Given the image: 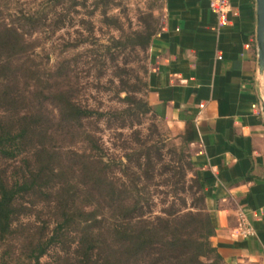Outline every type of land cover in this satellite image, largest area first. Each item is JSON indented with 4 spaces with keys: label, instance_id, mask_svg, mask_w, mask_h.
Wrapping results in <instances>:
<instances>
[{
    "label": "rangeland",
    "instance_id": "1",
    "mask_svg": "<svg viewBox=\"0 0 264 264\" xmlns=\"http://www.w3.org/2000/svg\"><path fill=\"white\" fill-rule=\"evenodd\" d=\"M65 2L53 7L49 0H1L7 23L18 22L21 11H38V17L47 26L29 39L34 40L37 46L35 63L53 69L51 75L56 79L54 91L63 94L55 93L58 98L55 106L58 108L62 106L59 102L71 98L82 107L102 112L103 117L94 115L85 120L82 126L67 125L59 121V108L57 110L51 103L43 104L41 112L44 117L41 120L47 135L42 137L45 148L38 150L51 152L54 168H62L63 175L52 178L45 185L41 184L39 192L26 198L27 210L20 222L24 229L19 232L16 241L7 247L0 246V264H29L22 255L23 240L42 233L47 225H50V230L54 229L60 215L54 188L64 186L65 178L68 181L71 179L83 190L80 202L85 203V206L104 196L107 203L110 202L113 198L110 187H106L102 197L100 193L95 194L93 169H85V165H94L91 162L95 153L92 148L94 140L106 156L108 181H116L119 188L123 183L130 184V177L122 171L123 166L130 165L135 169L133 163L139 151H154L152 156L155 162L158 161V150L162 152V161L157 163V170L164 172L165 168L170 167L174 172L156 174L145 182L148 191L145 195L150 199V213L147 216L151 219L166 217L170 212L184 216L189 212H197L196 208L205 207V201L201 200L202 193L197 192L191 178L194 171L192 154L185 137L174 135L152 110L139 115V110L134 109L140 104H131L128 98L127 92H135L138 101L148 104L150 47L153 37L161 28L163 0H112L105 13L103 4H98L99 0ZM20 22L23 24V21ZM28 31L25 30L26 33ZM148 35V44L142 45L143 37ZM70 44L75 47H69ZM255 49L258 55L256 36ZM258 85L264 110V68H259ZM23 88H26L25 84L20 86V89ZM30 89L33 90L32 87ZM36 99L27 100L25 106H35L38 110L40 107ZM24 166V160H19L16 172ZM0 168H7V165L0 161ZM9 170L15 171L14 167ZM181 170L185 182L181 180L176 186V180L171 178L175 172L179 177ZM176 187L183 189L177 190ZM115 207L105 206L108 218ZM114 212L119 213L118 210ZM107 223L109 225L110 222ZM76 239L75 232L62 236L59 243L41 258V264L77 263ZM117 246L112 249L120 251ZM100 255L103 258L101 264H115L110 256L107 257V247L103 248ZM201 262L226 264L214 259H201Z\"/></svg>",
    "mask_w": 264,
    "mask_h": 264
},
{
    "label": "trees",
    "instance_id": "2",
    "mask_svg": "<svg viewBox=\"0 0 264 264\" xmlns=\"http://www.w3.org/2000/svg\"><path fill=\"white\" fill-rule=\"evenodd\" d=\"M65 1L49 0V3L54 7ZM72 1L78 3L77 0ZM112 3V0L98 2L103 4L104 13ZM3 8L0 0V161L7 165V168H0V246L7 247L18 239L19 232L24 229L20 222L27 210L26 198L39 192L41 184L45 185L52 178L63 175V170L54 168L51 152L38 150L45 148L42 137L47 135L41 120L44 117L41 108L44 103L55 106L58 99L55 93L60 94L54 91L56 79L51 75L53 69L35 63L37 46L34 40L29 39L47 26L38 17V11H21L18 22L9 24ZM26 29H29L27 33ZM149 36L143 37L142 45L148 44ZM69 47L75 46L70 44ZM22 84H25V89H20ZM127 93L131 104H140L134 109L139 110V115L151 111L149 104L136 99L135 92ZM36 97L40 107L38 110L35 106H25L27 100ZM59 103L63 106V109L58 106L59 121L67 125L82 126L85 120L94 115L103 117L102 112L82 107L71 98ZM193 140V130L188 126L185 141L190 144ZM92 148L95 151L91 160L94 165H85V169H93L95 194L100 193L102 197L106 187H110L113 198L107 203L105 196L98 197L85 206L80 202L83 190L77 183L65 178L64 186L54 188L60 209L54 229L50 230V225H47L42 233L23 240L22 255L29 264H41V258L59 243L62 236L71 232L77 235L75 252L78 260L75 264H101L103 258L100 253L104 247L108 250L107 257L110 256L115 264H206L201 259L223 261L210 243V237L215 232L214 220L205 207L196 208L197 212L184 216L171 212L166 217L151 219L147 216L150 213V199L145 195L148 192L145 182L156 174L174 172L170 167L165 168L164 172L157 170V163L163 157L160 150L156 154L157 162L152 156L154 151L146 149L137 153L136 162L133 163L135 169L123 164L122 171L131 180L129 185L123 183L119 188L116 181H108L109 165L99 143L94 140ZM22 159L25 166L19 167L16 172V165ZM10 167H14L15 171L11 172ZM171 179L176 180V186L181 180L185 182L183 171L182 174L179 172V177L175 172ZM194 184L197 192L202 193L201 200L204 202L201 184L198 181H194ZM176 189L182 191L183 188ZM107 205H116L108 214L110 218L106 214ZM116 210L119 213L114 212ZM116 245L120 251L112 249ZM1 259L4 260L3 254Z\"/></svg>",
    "mask_w": 264,
    "mask_h": 264
},
{
    "label": "crops",
    "instance_id": "3",
    "mask_svg": "<svg viewBox=\"0 0 264 264\" xmlns=\"http://www.w3.org/2000/svg\"><path fill=\"white\" fill-rule=\"evenodd\" d=\"M163 0L150 47L147 101L174 135L188 126L194 171L226 264H264V110L255 0ZM254 235L241 236L238 217Z\"/></svg>",
    "mask_w": 264,
    "mask_h": 264
},
{
    "label": "water",
    "instance_id": "4",
    "mask_svg": "<svg viewBox=\"0 0 264 264\" xmlns=\"http://www.w3.org/2000/svg\"><path fill=\"white\" fill-rule=\"evenodd\" d=\"M256 39L258 44V65L264 68V0H256Z\"/></svg>",
    "mask_w": 264,
    "mask_h": 264
},
{
    "label": "built area",
    "instance_id": "5",
    "mask_svg": "<svg viewBox=\"0 0 264 264\" xmlns=\"http://www.w3.org/2000/svg\"><path fill=\"white\" fill-rule=\"evenodd\" d=\"M227 6H228L227 0H211V8L218 14H222L226 10ZM238 220H239L238 228L241 236L247 237L254 235V230L245 216L240 215L238 217Z\"/></svg>",
    "mask_w": 264,
    "mask_h": 264
}]
</instances>
